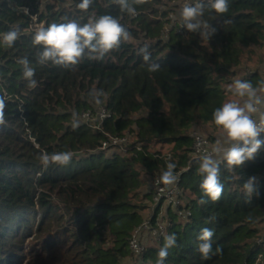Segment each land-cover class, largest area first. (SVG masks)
Here are the masks:
<instances>
[{
    "label": "trees",
    "instance_id": "obj_1",
    "mask_svg": "<svg viewBox=\"0 0 264 264\" xmlns=\"http://www.w3.org/2000/svg\"><path fill=\"white\" fill-rule=\"evenodd\" d=\"M176 1L144 0L132 5L137 14L131 17L115 0H92L87 10L78 7L81 0L18 1L27 14L14 10L11 0H0V38L19 31L11 47L0 44V96L6 105L0 125V264H156L167 234L177 239L164 264L256 260L255 239L264 233V149L236 168L221 159L223 192L216 201L201 191L200 159L189 153L192 129L214 140L212 113L230 95L228 85L264 81L256 66L258 51H264V0H228L224 14L205 3L202 19L214 29L209 38L172 29L164 39L156 16L168 11L158 7ZM103 15L119 19L129 33L118 48L101 59L86 50L69 67L38 62L42 48L33 44L35 22L84 24ZM25 58L35 69V87L23 77L19 61ZM156 63L160 68L150 71ZM93 90L104 93L102 104L92 102ZM99 106L110 112L99 127L80 121L73 127V113L78 119ZM126 133V153L98 150L109 137ZM159 143H173L169 155L136 147ZM65 151L73 156L64 166L45 167L38 159L41 152ZM170 162L181 173L189 218L169 213L165 234L135 253L131 233L153 204L152 190L143 189ZM250 177L256 182L248 197L242 185ZM203 228L214 232L208 259L197 251Z\"/></svg>",
    "mask_w": 264,
    "mask_h": 264
},
{
    "label": "clouds",
    "instance_id": "obj_2",
    "mask_svg": "<svg viewBox=\"0 0 264 264\" xmlns=\"http://www.w3.org/2000/svg\"><path fill=\"white\" fill-rule=\"evenodd\" d=\"M144 0H115L121 11L135 16L136 8L133 4L143 3ZM92 4V0H81L78 7L87 10ZM205 3L203 0H189L179 11L181 27L187 32L198 33L201 37L209 38L214 29L210 28L207 21L202 19L204 15ZM228 0H210V9L217 14H224L228 11ZM19 31L10 30L2 35L0 44L11 47L18 39ZM129 33L121 25L119 19L111 15H103L87 23L79 24L75 21L67 23H52L47 27L38 25L33 36V44L39 45L42 51L39 55V63L45 64L51 61L53 64L65 67L76 65L85 55L87 50L90 54H95L91 58L101 59L111 50L118 48L122 40H128ZM144 53V60L149 59L146 49H141ZM22 65V74L31 86H36L33 79L35 69L32 68L28 60L19 61ZM160 66L151 64L150 71H156ZM228 92L234 99H229L216 108L212 113V123L219 130V137L211 153L201 156L199 160V173L203 176L200 189L204 196L212 201L219 199L223 192V184L220 182V163L223 162L231 168L242 166L246 161L254 160L257 154L264 149V81L253 86L247 80H235L228 85ZM102 91L93 90L90 93L92 102L96 105L103 103ZM5 98L0 96V125L5 123L4 109ZM258 117V118H254ZM73 127L79 126L77 114L73 113ZM73 153L70 151L47 153L41 152L39 161L45 167L52 164L67 165L71 162ZM220 156L221 159L215 158ZM175 163H168L166 170L162 172L157 183L170 186L176 183L178 177L174 173ZM255 177H250L243 185L242 191L246 196L251 197L255 191ZM206 201L202 198L200 203ZM214 235L212 229H201L197 239L200 241L197 251L202 259L210 258L212 253L211 238ZM175 234L164 236V245L157 253L156 264H164L169 254V249L175 246ZM217 251H220L217 248Z\"/></svg>",
    "mask_w": 264,
    "mask_h": 264
},
{
    "label": "built area",
    "instance_id": "obj_3",
    "mask_svg": "<svg viewBox=\"0 0 264 264\" xmlns=\"http://www.w3.org/2000/svg\"><path fill=\"white\" fill-rule=\"evenodd\" d=\"M12 6L14 10L23 12L25 14L28 13V7L23 5H18L17 2L20 0H11ZM189 0H177L173 4H161L159 5V10L168 11L166 15L162 16L159 13L156 18L162 21L163 34L162 37L165 39L168 37V32L172 29H176L177 32H183L185 29L181 27V23L179 20V11L181 7ZM204 3L210 2V0H203ZM169 6H172L170 8ZM131 17H135L131 15ZM35 20V17H32ZM40 24L34 23V27L36 28ZM110 116V112L104 106L96 107L95 109H90L82 112L78 120L81 123H89L93 124L96 127ZM129 133H126L122 136L117 137H109V139L103 141L100 146H98V150L104 151L107 154L113 155L116 152L126 153L128 150ZM192 137V145L191 151L189 153L190 158H198L200 159L202 155L211 153L212 148L215 144L212 140L200 131L197 128L192 129L191 131ZM136 147L146 152H159L163 155H169V153L162 152L158 149V144L156 145H146V144H137ZM215 158L221 159L220 156H216ZM189 166L185 168L188 170ZM178 177V180L175 184L170 186H165L163 184L157 183L159 180L160 174L155 175L151 179V190L153 196V204L151 205V214L149 217H146L142 220V222L133 229L131 233V237L129 240L130 249L135 253L141 252L146 244L158 240L162 235L166 232V227L168 224L169 213L174 214L178 219L188 220L189 211L186 207H184V200L182 199V190L180 187L181 173H175ZM264 176V170L262 172ZM167 203L169 205V211L165 217L160 215L159 207L163 204ZM264 226V221L263 224ZM255 242L258 246H260V250L258 251L256 260L253 264H264V233H260L259 236L255 239Z\"/></svg>",
    "mask_w": 264,
    "mask_h": 264
},
{
    "label": "crops",
    "instance_id": "obj_4",
    "mask_svg": "<svg viewBox=\"0 0 264 264\" xmlns=\"http://www.w3.org/2000/svg\"><path fill=\"white\" fill-rule=\"evenodd\" d=\"M254 118H258L255 117ZM198 129V128H197ZM220 133L219 130L217 132H215L214 134V140L212 141L215 145H216V141L219 137ZM173 147V143H159L158 144V149H160L162 152H166V153H170L171 148ZM146 192L151 191V182H149L146 186ZM151 207L148 208L146 211H149V215H147L146 217H149L151 214ZM159 211H160V215L162 217H165L169 211V205L167 203H163L160 207H159ZM145 217V216H144Z\"/></svg>",
    "mask_w": 264,
    "mask_h": 264
},
{
    "label": "rangeland",
    "instance_id": "obj_5",
    "mask_svg": "<svg viewBox=\"0 0 264 264\" xmlns=\"http://www.w3.org/2000/svg\"><path fill=\"white\" fill-rule=\"evenodd\" d=\"M258 57L260 58L259 60H257V64H256V66H257V69H259L260 71H264V60H263V57H264V51L263 50H260V51H258ZM238 79V78H237ZM229 99H234V97H232L231 96V94L226 98V101L227 100H229ZM225 101V102H226ZM200 130V129H199ZM200 131H202L203 133H207V132H205L204 130H200ZM146 190V187L143 189V191H145ZM147 215H149V211H146L145 212V218H146V216ZM125 264V263H124Z\"/></svg>",
    "mask_w": 264,
    "mask_h": 264
}]
</instances>
